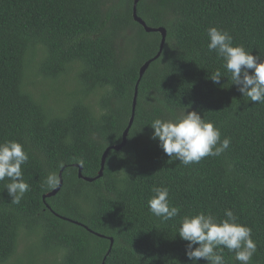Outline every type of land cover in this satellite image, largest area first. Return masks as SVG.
<instances>
[{"label":"trees","instance_id":"16d2710c","mask_svg":"<svg viewBox=\"0 0 264 264\" xmlns=\"http://www.w3.org/2000/svg\"><path fill=\"white\" fill-rule=\"evenodd\" d=\"M134 2L0 0V142L15 140L29 156L19 204L7 178L0 181V264H193L181 217L224 218L225 209L252 229L250 264H264V104L232 84L206 31L226 30L264 56V0H141L138 15L167 30L141 80L162 36L136 22ZM217 69L220 84L209 78ZM139 80L127 144L111 149L102 177L85 181L76 165L97 178L106 150L123 142ZM185 110L230 138L221 156L184 166L151 138L154 119ZM62 170V188L44 201ZM49 173L55 188L44 184ZM153 186L169 189L178 216L164 221L149 211ZM217 251L224 264H239L226 248Z\"/></svg>","mask_w":264,"mask_h":264},{"label":"clouds","instance_id":"9594fccd","mask_svg":"<svg viewBox=\"0 0 264 264\" xmlns=\"http://www.w3.org/2000/svg\"><path fill=\"white\" fill-rule=\"evenodd\" d=\"M207 49L215 52L222 60V67L230 74L232 84L253 104H264V56H254L243 45L235 44L233 36L226 30L215 26L207 30ZM249 70H252L250 73ZM224 76L219 69L210 75L214 84H220ZM151 138L158 140L159 147L170 159L182 165L198 164L205 157H218L226 151L230 138L220 139L219 128L206 121L196 111H184L172 119L156 118L150 124ZM29 160L24 146L15 140L0 142V181L7 182L5 189L12 197L11 203L19 204L24 193L29 190L23 179L22 165ZM59 183L55 173H49L44 184L49 188ZM153 195L148 199L149 211L164 221L179 215V209L169 201V189L153 186ZM178 234L188 242L185 252L193 264L200 259L207 264H224V258L217 251L221 246L239 264H250L257 251L252 238V229L238 222V217L230 209L224 210V218L203 211L194 215H184L180 219Z\"/></svg>","mask_w":264,"mask_h":264},{"label":"water","instance_id":"95a60500","mask_svg":"<svg viewBox=\"0 0 264 264\" xmlns=\"http://www.w3.org/2000/svg\"><path fill=\"white\" fill-rule=\"evenodd\" d=\"M140 1L141 0H135V2H134V7H133V16H134V19L136 20V22H138L140 25H142L144 27V29L146 30V32H148V33H160L161 36H162V42H161L159 54L153 60L148 61L146 64H144V66L140 70V80H141L142 77L145 75L147 69L151 65V63L154 60H156V59H158L160 57V55H161V53H162V51H163V49L165 47V44H166L167 30L165 28H151V27H149L147 25V23L138 15V4H139ZM140 80H139V82L137 83V86H136V92H135V96H134L133 109H132V117L130 119V122H129V125H128L127 129L125 130V132L123 134V142H122V144H120L118 146H115V147H112V148H109V149L106 150V152L104 153V155L102 157L101 170H100L99 175L97 176V178H93V179L84 178L83 175H82L83 168L80 165H76V167L79 169V177L80 178H83L85 181H87V182H93L96 179H98L99 177H102L103 176V170H104V167H105V162H106L108 153L111 151V149H114V150H118L119 151V150H121L127 144V137L129 135L130 129L132 128L133 123H134V120H135V113H136V106H137V97H138V87H139ZM62 173H63V170L60 173V183H59V186L53 192H50L47 195H45L44 198H43L44 201L47 198H50L52 196H55L60 191V189L62 188V185H63ZM71 222H74V221H71ZM75 223H77V222H75ZM77 224H79V223H77ZM113 244H114V240L111 238V247H110V250L108 252V255L112 251ZM105 260H106V258H105ZM105 260H104V263L103 264H105Z\"/></svg>","mask_w":264,"mask_h":264},{"label":"rangeland","instance_id":"374dc122","mask_svg":"<svg viewBox=\"0 0 264 264\" xmlns=\"http://www.w3.org/2000/svg\"><path fill=\"white\" fill-rule=\"evenodd\" d=\"M24 245H22L19 249V252L21 253L24 249L22 248Z\"/></svg>","mask_w":264,"mask_h":264}]
</instances>
